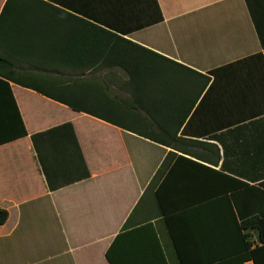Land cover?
<instances>
[{"label":"crops","instance_id":"0c3cea01","mask_svg":"<svg viewBox=\"0 0 264 264\" xmlns=\"http://www.w3.org/2000/svg\"><path fill=\"white\" fill-rule=\"evenodd\" d=\"M41 1L25 9L13 2L5 14L7 21L40 18L35 30L8 32L14 68L24 71L15 76L68 91L74 70L86 68L81 78L96 112L9 82L26 135L0 145V207L8 212L0 264H178L162 218L232 193L243 218H259L242 232L264 264V0ZM78 18L208 77L185 137L215 144L218 155L188 143L195 156L184 154L99 119L123 116L132 91L127 73L107 59L110 47H92L87 63L77 59ZM158 68L174 80L173 64ZM63 123L72 126L77 147L55 134L37 136L34 145L32 135ZM214 133L217 139H207ZM169 151L176 157L155 189L161 216L150 205V221L122 230ZM146 206L143 200L137 215ZM223 211L204 206L176 216L179 248L189 262L256 264L249 251L222 257L242 244Z\"/></svg>","mask_w":264,"mask_h":264},{"label":"trees","instance_id":"16d2710c","mask_svg":"<svg viewBox=\"0 0 264 264\" xmlns=\"http://www.w3.org/2000/svg\"><path fill=\"white\" fill-rule=\"evenodd\" d=\"M35 2L43 4L41 0H6L0 12V145L26 135L22 119L12 96L9 84L10 81H17L20 85L31 88L46 97L63 103L73 110L90 114L96 112V110L92 109L90 106L92 102L88 91L91 89V86L84 78L80 79L82 75L88 73V69L86 68L74 70L78 78H75L73 85L68 86V91H65L62 87L57 88L56 86H40L23 83L22 79H18L15 76L17 74L24 75V73L18 72L14 68L11 57L15 56V47L11 48L12 51L10 50L9 40H14L15 37L9 36L8 32L24 29L35 30L37 25L40 24V18L36 15L31 17V15L27 13L19 15L11 21H7L4 20L5 14L12 3L14 5L18 4L20 9H25L29 7L35 8ZM77 20H79V25L77 27L79 29V35L77 40L80 44L78 54H75L77 59L80 62L87 63L89 57L92 55V47H110L109 52L106 54L107 59L118 64L129 77V86L132 93L131 99L127 102L129 107L128 111H126L123 116H97L99 119L184 154L195 156L192 150H186L185 145L188 143L189 145L196 144L202 147L206 156L210 155L215 158L218 155V148L215 144L194 141L185 137V127L190 120L188 114L195 107L208 77L179 63L166 59L140 46L136 42L100 28L88 20L83 18H78ZM161 61L170 62L175 66L176 76L174 80L171 78L169 82L168 76L166 74L163 75L162 68H158V62ZM199 78L203 79L202 84L197 81ZM92 107H95V103H92ZM140 110L147 115H142ZM46 134H55L60 141H72L77 147L70 123H63L43 133L32 135L31 137L34 145H36L35 138L37 136ZM207 139L215 140L217 136L215 133L210 134ZM205 155H203L204 157L201 155V157L207 158ZM175 157L176 153L173 151H169L165 155L137 205L124 222L122 230L150 221L152 218L149 216L154 214L152 212V206L156 208V216H161L155 189ZM86 175L87 172L85 173V176ZM50 188L53 187L50 185ZM235 195V193L230 195L225 194L162 218L169 238L172 241L178 264H211L217 261L213 258L189 262L185 257V253L179 248V240L181 239L177 234V228L174 223V218L176 216L194 212L200 207L215 205L223 208V210H225L223 211L225 215L228 216L227 212L230 213L242 242L241 247L225 252L222 257H229L240 251H249L252 259L257 264V249L252 248V242L246 239L248 234L242 231L249 226H255L256 224L259 226V218L256 215L243 218V214L239 211L237 206H235ZM143 200L146 201V205L148 206L144 207L145 211L142 215H137V208ZM149 207L151 210H149ZM235 207L236 210L234 209ZM7 217V210L0 207V225L6 221ZM260 238L261 241L264 242V238ZM107 256L109 257V253Z\"/></svg>","mask_w":264,"mask_h":264},{"label":"rangeland","instance_id":"374dc122","mask_svg":"<svg viewBox=\"0 0 264 264\" xmlns=\"http://www.w3.org/2000/svg\"><path fill=\"white\" fill-rule=\"evenodd\" d=\"M17 71H18V72L21 71L22 73L24 72L23 70H17ZM76 75H77V74H76ZM74 77H75V76H74ZM83 78H84L85 80H87V77H82V78H80V79H83Z\"/></svg>","mask_w":264,"mask_h":264}]
</instances>
